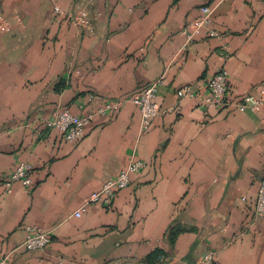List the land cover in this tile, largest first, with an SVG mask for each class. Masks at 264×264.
<instances>
[{
    "label": "crops",
    "instance_id": "1",
    "mask_svg": "<svg viewBox=\"0 0 264 264\" xmlns=\"http://www.w3.org/2000/svg\"><path fill=\"white\" fill-rule=\"evenodd\" d=\"M54 5L85 10L91 30L56 22ZM211 8L186 49L182 28ZM0 254L9 264H264V115L240 111L264 88V0H0ZM222 68L234 104L202 103ZM157 86L160 114L141 132L129 99ZM190 86L194 95H181ZM118 111L98 113L106 102ZM62 109L87 117L68 142L46 122ZM111 206L91 193L133 161ZM21 161L33 185L4 178ZM85 207L81 217L75 212ZM50 234L24 247L26 226Z\"/></svg>",
    "mask_w": 264,
    "mask_h": 264
},
{
    "label": "built area",
    "instance_id": "2",
    "mask_svg": "<svg viewBox=\"0 0 264 264\" xmlns=\"http://www.w3.org/2000/svg\"><path fill=\"white\" fill-rule=\"evenodd\" d=\"M199 18L189 21L182 28V34L185 36V44L182 49H186L188 45L195 41L204 27H207L208 33L212 37L219 36L217 29L211 26V8L205 6L201 8ZM54 13L56 22L61 23L63 19H70L79 25L81 28L91 30V24L88 20V15L85 10H80L77 14L65 12L59 5H54ZM6 25L0 23V29L5 30ZM229 71L227 68H222L208 82V93L202 99L203 105L209 108H223L234 104L230 97V89L228 84ZM161 82L156 81L143 89L140 93L133 95L129 101L135 104L140 111L141 116V132H148L154 119L160 114V106L157 101V86ZM181 95H194L191 92L190 86H185L179 90ZM237 108L244 111L262 113L264 115V88L259 95H246L237 103ZM121 107V102H106L98 108V113L106 114L108 111L114 113ZM91 116L82 117L72 113L68 109H62L56 112L53 118L46 122L47 127L56 128L62 132L68 142H77L84 134L86 125L90 122ZM144 163L140 160L133 161L127 167L121 170L116 178L106 181L102 187L91 193L89 197L90 203H100L104 206H111L117 196V193L129 186L131 175L142 170ZM31 165L28 162L21 161L15 169L4 178L6 187L9 189L15 182H21L26 187L33 185L31 176ZM85 211V207L78 209L75 212L76 217H81ZM255 213L258 216H264V177L261 180ZM26 239L24 247L27 250H42L50 243V234L42 229L28 225L26 226ZM215 253L207 251L197 260L195 264H214ZM0 264H9L8 256H1Z\"/></svg>",
    "mask_w": 264,
    "mask_h": 264
}]
</instances>
